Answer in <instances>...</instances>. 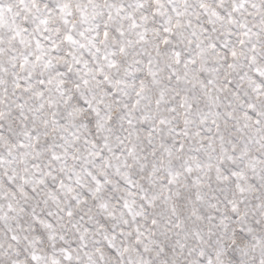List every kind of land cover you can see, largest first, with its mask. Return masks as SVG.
<instances>
[{"label":"snow or ice","instance_id":"1","mask_svg":"<svg viewBox=\"0 0 264 264\" xmlns=\"http://www.w3.org/2000/svg\"><path fill=\"white\" fill-rule=\"evenodd\" d=\"M0 264H264V0H0Z\"/></svg>","mask_w":264,"mask_h":264}]
</instances>
